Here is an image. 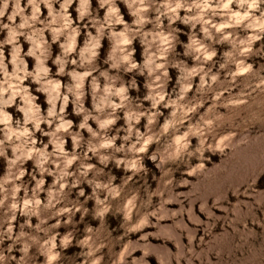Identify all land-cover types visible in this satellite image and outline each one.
Returning a JSON list of instances; mask_svg holds the SVG:
<instances>
[{"label":"clouds","instance_id":"obj_1","mask_svg":"<svg viewBox=\"0 0 264 264\" xmlns=\"http://www.w3.org/2000/svg\"><path fill=\"white\" fill-rule=\"evenodd\" d=\"M0 37V264H139L161 182L264 143V0H0Z\"/></svg>","mask_w":264,"mask_h":264},{"label":"rangeland","instance_id":"obj_2","mask_svg":"<svg viewBox=\"0 0 264 264\" xmlns=\"http://www.w3.org/2000/svg\"><path fill=\"white\" fill-rule=\"evenodd\" d=\"M93 6L96 7V0H93ZM121 8L125 11V18L130 21L123 5ZM75 16L73 9V17ZM181 39L186 41V37L182 36ZM104 44L102 58L107 49V41ZM136 47L139 60L138 43ZM58 50V47L54 46V53ZM32 63L33 61L29 59L30 68ZM53 70L55 71V68ZM172 75L175 79L174 70ZM138 79L142 84L143 78ZM40 102L43 103L42 96ZM71 110L69 106L70 113ZM71 118L78 122V118L74 116ZM261 152H264V143L253 144L246 150L238 151L231 158L222 157L219 164L209 169L208 163L219 162V157H213V161H206V170L193 177L178 173L179 179L176 184L168 188H164L161 182V191L164 193V197L160 198L161 204L164 198L172 200L173 203L165 206V210L157 218H153L152 229L145 230L151 231L153 235H150L146 241L134 245L136 248H142V252H137L136 256L147 254L139 264H264V228L251 222L257 217L264 220V208L255 204V200H258L264 205V175H262L264 162H258V155ZM146 163L151 167L150 162L146 161ZM3 170V162L0 161V174ZM257 177L260 180H257ZM180 179H187L189 182L181 185ZM254 180L257 183L254 184ZM240 188L247 189L245 198L241 197L239 192L233 197L232 192ZM240 198L248 202L247 206L241 203L233 208L232 203ZM217 200L219 203H216ZM225 206H228L227 212L221 213ZM168 208L176 211L177 215L173 216ZM109 219L112 227L116 228L113 235L118 234L119 218L109 217ZM245 222L249 223L250 229L232 231L237 225ZM92 223L93 226L98 225L96 221ZM61 231L63 232L64 229ZM139 235V233L135 234L133 239L138 238ZM74 251L78 249H70L69 253Z\"/></svg>","mask_w":264,"mask_h":264}]
</instances>
